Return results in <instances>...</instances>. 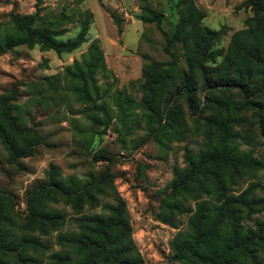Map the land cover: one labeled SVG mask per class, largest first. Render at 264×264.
<instances>
[{
  "label": "rangeland",
  "instance_id": "374dc122",
  "mask_svg": "<svg viewBox=\"0 0 264 264\" xmlns=\"http://www.w3.org/2000/svg\"><path fill=\"white\" fill-rule=\"evenodd\" d=\"M195 3L205 14L200 27L219 34L207 38L204 55L190 58L180 0H0V40L16 35L11 13L37 11L36 25L64 43L58 52L32 44L0 54V129L13 152L27 151L33 134L11 131L1 115L7 99L20 127L42 140L32 155L13 157L0 134V264H58L65 254L62 264H87L89 251L78 242L88 224L82 216L109 214L104 205L117 198L130 228L123 243L133 245L135 264H186L174 246L187 244L189 255L198 236L203 250L220 253L229 219L219 208L228 198L260 200L255 211L235 207L241 231L264 221V91L252 95L264 78H239L223 65L231 34L252 10L245 0ZM166 36L173 38L169 47ZM90 48L97 61L89 60ZM186 75L197 112L175 94ZM240 81L247 98L233 85ZM224 146L236 148L242 162L204 161ZM189 158L203 173L171 196L174 172ZM105 167L113 177L92 191L96 206L88 198L78 206L52 189L30 195L41 184L85 183ZM199 202L213 211L203 215ZM248 248L245 263L264 264V248Z\"/></svg>",
  "mask_w": 264,
  "mask_h": 264
},
{
  "label": "trees",
  "instance_id": "16d2710c",
  "mask_svg": "<svg viewBox=\"0 0 264 264\" xmlns=\"http://www.w3.org/2000/svg\"><path fill=\"white\" fill-rule=\"evenodd\" d=\"M245 3L251 8L252 14L244 20V27L234 31L229 39L227 48L224 51L223 65L226 70L234 71L239 78L242 76L250 77H262L264 78V0H245ZM181 16L179 24L182 28L181 37L185 41V47L188 51L187 55L191 58L193 55H204L206 48V40L208 37L215 38L219 31L211 30L209 28H201L200 20L204 17V11L199 8L195 0H180ZM11 20L14 24L16 35L8 36L0 40V54L6 52L20 45H32L39 44L42 50H55L60 51L61 46L64 44L55 39L53 30L37 26L36 22L40 20L38 12L20 15L17 13H11ZM112 17L113 14H111ZM160 21L158 16H153L149 20ZM114 22L118 27V31H121V25L118 20L114 18ZM183 35V36H182ZM174 36H178L174 33ZM178 38V37H177ZM167 47L169 43H172L173 38L166 36ZM90 48L89 60L97 61L98 57ZM156 62H153L155 65ZM242 81V80H241ZM234 82L241 93L247 98V87L243 82ZM264 91V85L256 89L252 95L257 96ZM184 94L188 108L196 110L195 108V92L191 85L190 77L185 76L182 85L176 89L175 94ZM16 97L12 96L11 100H15ZM12 103L7 99L3 102V108L1 115L3 119L8 122L11 131L15 134H33L30 136V146L26 152H13L11 142L7 137V133L0 129V134H3V139L8 144L13 157L28 156L33 154L32 147L39 145L41 139L36 136L35 132L28 130V128L20 127L18 118L13 114ZM169 108V107H168ZM168 108L165 109L166 118L168 115ZM197 112V111H194ZM159 128L157 127L152 134H158ZM151 134V135H152ZM231 150V151H229ZM236 148L232 147L228 149L227 146L222 147L218 152L204 156L205 159H211L219 161L226 165H237L242 162V157L238 152L235 153ZM203 165L201 163L195 164L188 159V166L183 170H175L174 178L172 181L171 196L179 194L182 190H185L191 181L195 180L196 175L203 173ZM108 167H105L97 176L91 177L89 181L82 184H73L65 186L60 181H55L50 184H41L36 186L30 195L38 194L40 191H47L52 189L54 192L59 193L64 197H74L77 199L78 206L80 200L88 198L92 206H96V198L92 195V191H99L101 185L112 178ZM222 189V186L220 185ZM207 191V190H205ZM260 200H256L254 197L248 198L243 194L236 196L235 198H228L224 200L222 206L219 208L221 214L228 216L227 226L223 234L224 246L221 252L212 249L210 251L203 250L198 243H201V236L195 237L197 240L196 247L189 255L184 254L185 245L182 248H177L176 252L178 257L182 259L186 264H246L244 258L249 255V246L258 245L264 248V221L255 219V230L246 228L245 231H241L240 221L243 219V215L236 217L235 207L240 208L244 212L247 209L249 212L255 211L252 209L253 205L260 204ZM238 204L239 206H231ZM104 207L108 210L109 214H92L84 215L82 219L88 224L83 225L84 231L79 236L78 242H80L89 252H85L87 257V264H135L138 261L137 256H133V245L129 243H123L125 235L130 232V228L126 224L125 206L122 200L116 199V203L105 204ZM205 202H199L197 204L198 210L204 215V212L213 211L211 207L204 208ZM205 217V216H203ZM119 229L122 237L115 233V230ZM123 240V241H122ZM203 244V243H202ZM3 245L0 237V246ZM248 249V251L246 250ZM241 250V251H240ZM133 257L132 259L127 257ZM254 257V256H253ZM68 255L56 257L57 263L62 264L66 262Z\"/></svg>",
  "mask_w": 264,
  "mask_h": 264
}]
</instances>
